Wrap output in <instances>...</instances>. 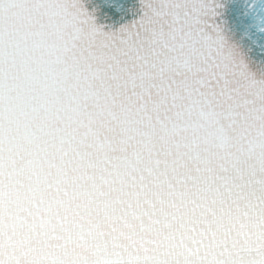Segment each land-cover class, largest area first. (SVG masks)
Segmentation results:
<instances>
[{"label":"snow or ice","instance_id":"snow-or-ice-1","mask_svg":"<svg viewBox=\"0 0 264 264\" xmlns=\"http://www.w3.org/2000/svg\"><path fill=\"white\" fill-rule=\"evenodd\" d=\"M0 264H264V0H0Z\"/></svg>","mask_w":264,"mask_h":264}]
</instances>
